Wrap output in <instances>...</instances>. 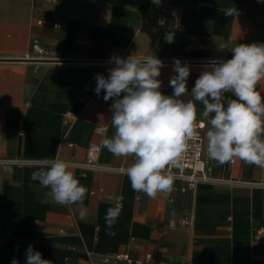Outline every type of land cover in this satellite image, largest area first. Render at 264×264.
Segmentation results:
<instances>
[{"label":"crops","instance_id":"crops-1","mask_svg":"<svg viewBox=\"0 0 264 264\" xmlns=\"http://www.w3.org/2000/svg\"><path fill=\"white\" fill-rule=\"evenodd\" d=\"M151 0H0V159L39 160L57 156L88 189L80 208L54 203L49 189L31 178L35 164L11 170L0 166V264H26L32 245L53 264H264V188L200 184L155 199L132 189L126 175L81 168L86 147L100 144L104 167H127L133 157H115L103 146L111 126L113 100L97 96L96 76L108 77L113 56H156L164 62L161 91L169 85L174 59L190 66L189 93L213 59H230L218 46L264 43V0H173L177 13L164 27L142 25ZM238 15L225 17L224 10ZM174 33V42L165 34ZM36 42L56 62H39ZM93 81H90V80ZM264 96V80L257 84ZM188 101L190 94L182 97ZM207 153L208 126L203 105ZM103 127L102 136L96 128ZM211 175L239 182L262 181L264 168L236 158L219 164L208 157ZM117 200L120 216L107 234L104 217ZM189 212L193 222L179 224ZM128 262H104L113 254Z\"/></svg>","mask_w":264,"mask_h":264},{"label":"clouds","instance_id":"clouds-1","mask_svg":"<svg viewBox=\"0 0 264 264\" xmlns=\"http://www.w3.org/2000/svg\"><path fill=\"white\" fill-rule=\"evenodd\" d=\"M238 9L227 8L225 17L238 15ZM161 23H163L161 21ZM165 42H174V33L165 34ZM218 50L232 53L230 59H213L204 66L189 93L187 81L190 66L174 59L169 85L172 95L161 91L158 79L164 62L156 56L127 58L113 56L108 77L96 76L95 93L113 100L111 126L114 135L105 136L103 146L115 157H133L134 162L120 171L131 187L155 199L174 190L173 168H180L198 130L196 102L203 105L202 116L208 126L207 155L219 164L240 159L249 165L264 168V96L257 84L264 80V43H235L231 37ZM192 99L185 101L183 96ZM205 127V123L199 125ZM31 178L38 180L54 203L77 205L81 220L87 218L84 199L88 189L81 185L70 170L68 161L45 157L35 162ZM122 204L109 207L104 217L107 234L114 235ZM11 264H19L13 259ZM26 264H53L42 258L29 245ZM68 264V258H65Z\"/></svg>","mask_w":264,"mask_h":264},{"label":"built area","instance_id":"built-area-1","mask_svg":"<svg viewBox=\"0 0 264 264\" xmlns=\"http://www.w3.org/2000/svg\"><path fill=\"white\" fill-rule=\"evenodd\" d=\"M177 13L176 6L173 5V0H151L149 8L146 10L142 25H155L157 27H164L169 20ZM161 21L163 23H161ZM31 49L40 58L39 62L52 63L56 62V59L52 53L38 43L34 42L31 45ZM90 81H93L92 79ZM204 123L203 121H196V128L198 130L197 135L189 141L188 151L182 160V166L180 168H173L172 172L174 174V184L177 186V190L181 193L188 191H194V189L200 184H227V185H248V186H259L264 188V177L262 181L257 182H239L233 180H225L222 178H215L211 175V170L208 162V155L204 148V138L203 130L199 125ZM96 133L100 136L104 133L103 127L96 128ZM100 144L91 143L86 147V158L83 164L80 165L81 168L93 170V171H111L121 175L123 174L120 170L126 167L123 166H111L104 167L99 162L100 155ZM37 160H19V159H0V166L4 169L11 170L17 167H22L24 165L35 164ZM234 163V159L230 161ZM120 202V200H117ZM116 202V204H117ZM193 218L189 212H185L179 220V224L182 227H188L192 224ZM109 261L113 262H128L131 263V259L127 254H113L104 259L105 263Z\"/></svg>","mask_w":264,"mask_h":264}]
</instances>
